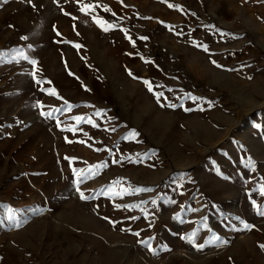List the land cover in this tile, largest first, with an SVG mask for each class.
I'll use <instances>...</instances> for the list:
<instances>
[{"label":"rangeland","instance_id":"374dc122","mask_svg":"<svg viewBox=\"0 0 264 264\" xmlns=\"http://www.w3.org/2000/svg\"><path fill=\"white\" fill-rule=\"evenodd\" d=\"M261 212L264 0H0V264H264Z\"/></svg>","mask_w":264,"mask_h":264},{"label":"snow or ice","instance_id":"6c2138e0","mask_svg":"<svg viewBox=\"0 0 264 264\" xmlns=\"http://www.w3.org/2000/svg\"><path fill=\"white\" fill-rule=\"evenodd\" d=\"M85 7H88V6H85ZM169 7H176V6H175V5H171V4H169ZM84 10H85V8H82V9H81V11H84ZM106 10H107V9H106ZM97 23H98V24H104L105 22L98 20ZM109 27H111V26L109 25ZM105 30L107 31L108 28H105ZM141 39H147V37H142ZM77 47H79V46L77 45ZM204 50H205V51L208 50L206 46L204 47ZM33 63H35V61H33ZM213 63L215 64V61H213ZM218 66H219V65H218ZM130 74H131V73H130ZM145 83H146V85H150V82H148V81H145ZM151 90H152V89H151V87L149 86V91H151ZM49 94H55L54 90H53L51 93H49ZM160 95H162V94H157V99H158V100H159V96H160ZM193 99H199V98L193 97ZM169 106H173V107H174V105H169ZM133 135H135V133H133ZM80 195H81V199H87V197H85L83 193H81ZM260 214H261V215H264V212H261ZM245 227H250V226L245 225ZM137 235H138V233H137ZM225 243H226V242H225ZM201 247H202V246H201ZM260 247H261V248H264V245H261Z\"/></svg>","mask_w":264,"mask_h":264}]
</instances>
